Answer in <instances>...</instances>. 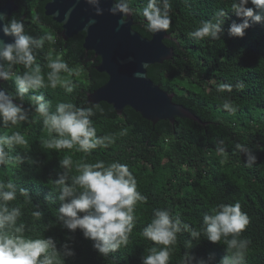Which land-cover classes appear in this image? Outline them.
I'll return each instance as SVG.
<instances>
[{
  "label": "trees",
  "instance_id": "1",
  "mask_svg": "<svg viewBox=\"0 0 264 264\" xmlns=\"http://www.w3.org/2000/svg\"><path fill=\"white\" fill-rule=\"evenodd\" d=\"M8 1H14L18 11L6 23L17 19L24 24L27 35L52 36L51 41L46 40L42 48L34 50L45 85L50 71L48 57L61 59L71 70L61 72V81L55 88L45 86L30 91L23 100L15 94L14 80L2 85L29 115V120L18 126L0 125V135L18 131L27 141L26 145L9 150L12 156H21L23 164L0 166V182L11 181L17 190L30 191V201L18 191L17 200L10 202V207H21L23 215L18 223H24L25 236L50 237L61 253L68 244L75 254L61 257L60 264H143V258L154 245L141 233L151 222L154 209H170L172 215H178L184 223L199 230L203 227V215L213 206L239 202L241 210L250 217L248 228L241 234V238L251 241L245 264H264V23H252L243 38L230 37V25L243 22L242 17L232 12L233 0H171L172 23L167 30L171 38L165 44L174 49L175 55L171 61L149 67L148 77L162 90L174 94V103L190 110L206 126L181 118H176L174 123L160 121L154 125L131 108L119 116L106 103L88 102V94L103 87L108 76L96 70L100 59L84 50L85 34L68 42L61 39L62 26L45 15L49 0H0V3ZM145 6L146 0H130L134 9L133 29L151 39L153 33L147 30L142 15ZM248 7L253 5L249 3ZM221 9L226 15L219 39L197 41L189 37V32L202 21L214 20L215 13ZM25 70L22 65L13 68L20 74ZM240 82L245 84L242 91L235 88ZM221 83L231 84L232 92L217 91ZM65 84L72 87L71 93L66 91ZM39 94L50 101L52 112L61 102L91 108L97 136L110 135L114 142L90 153L46 148L44 142L55 133L44 129L42 119L34 112L29 97ZM226 98L237 108L235 113L222 108ZM236 143L244 144L256 156L253 167L245 166L246 155L235 152ZM217 147H223L225 153L218 154ZM65 157L73 162L70 176L78 175L76 165L81 163L103 160L106 164H127L137 180L138 191L147 197L146 203H137L135 207V227L128 244L107 257L94 248V241L86 239L82 230L73 233L56 219L60 202L53 182L64 171L60 160ZM46 197L51 200L47 201ZM33 211H41L43 216L37 220L31 215ZM188 240L191 237L187 232L178 234L169 264H181L185 254L196 260L204 259L208 264H219L228 255L223 242L214 244L202 235L200 241H192L191 249H186Z\"/></svg>",
  "mask_w": 264,
  "mask_h": 264
},
{
  "label": "clouds",
  "instance_id": "2",
  "mask_svg": "<svg viewBox=\"0 0 264 264\" xmlns=\"http://www.w3.org/2000/svg\"><path fill=\"white\" fill-rule=\"evenodd\" d=\"M87 3L95 9L96 15H103L101 0H87ZM249 3L253 7H248ZM171 8V0H146L142 15L146 20L147 30L152 33L166 32L172 23ZM231 9L236 16L243 18V22H233L230 25V37L243 38L252 23H264V0H233ZM108 11L114 16H120V23L123 24L125 18L133 14L134 9L130 7V0H114ZM225 15L223 9L217 11L214 20L202 21L199 27L188 33L189 37L197 41L205 38L219 39L223 32ZM6 19V14L0 13V21H3L0 31L14 42L0 47V61L4 62L0 64V79L14 80L15 94L20 100L30 91L35 92L45 86L55 88L61 81V72L71 71L68 65L59 58L53 60L48 57L47 67L50 71L47 74L48 83L45 85V78L34 54V50L42 48L46 40H52V36L32 37L25 34L21 21L12 19L5 23ZM16 65H22L26 70L22 74L14 72ZM64 86L67 92H72V87L67 84ZM235 88L242 91L245 84L237 83ZM232 90L233 86L227 83H221L217 87L219 92L231 93ZM29 99L34 112L42 119L43 128L50 134L55 133L44 142L46 148L56 151L75 149L90 153L97 148H107L114 142L110 135L97 136L91 119L94 115L91 108L61 102L52 112L50 101L43 94L31 95ZM222 108L229 113L237 111L228 98L223 100ZM28 120L29 115L23 104L14 103L12 96L0 91V125L9 128ZM26 144L24 136L18 131L11 135H0V166L23 164V158L19 155L12 156L9 150ZM216 151L220 155L225 153L223 147H217ZM235 152L247 156L246 167L251 168L256 163V156L244 144L236 143ZM72 163L70 157L61 159L60 167L64 171L53 182L58 191L57 200L60 202L56 219L73 233L77 229L82 230L86 239L94 241V248L107 257L128 244L129 234L135 227V207L137 203H146L147 197L138 191L137 180L127 164H106L103 160L81 163L76 165L78 175L70 176ZM18 191L26 201L31 200L29 189L17 190V186L11 181L0 182V264H60L61 257L64 259L73 256L75 253L68 244L64 245V252L61 253L54 239L50 237L32 239L25 236L24 223H18L23 215L21 207H10V202L17 200ZM45 199L51 200L50 197ZM241 209L239 202L213 206L209 213L203 215V227L199 230L184 223L178 215H172L170 209H154L151 222L141 233L154 245L143 258V264H169L172 246L177 243L178 234L182 232H187L191 237L185 244L186 249H191L192 241H200L203 235L214 244L223 242L226 246L228 255L219 264H245L251 241L241 238V234L248 228L250 217ZM31 215L39 220L43 213L33 211ZM156 245L162 247L157 248ZM181 264H208V261L196 260L192 255L185 254Z\"/></svg>",
  "mask_w": 264,
  "mask_h": 264
},
{
  "label": "water",
  "instance_id": "3",
  "mask_svg": "<svg viewBox=\"0 0 264 264\" xmlns=\"http://www.w3.org/2000/svg\"><path fill=\"white\" fill-rule=\"evenodd\" d=\"M113 3L114 0H101L103 15H96L87 0H49L45 6V15L62 26L64 42L85 34L84 50L93 52L100 59L96 70L108 76L103 87L88 94V102L93 105L106 103L119 116L126 108H131L154 125L160 121L174 123L176 118H181L206 126L190 110L174 103V94L162 90L148 77L149 67L173 60L175 51L165 44L171 36L162 31L153 33L151 39L144 38L133 29V14L121 24V17L108 11ZM17 11L14 1L0 3V13L6 14L7 19ZM2 25L3 21H0ZM13 42L0 31V47ZM4 82L0 79V91L6 92L2 87Z\"/></svg>",
  "mask_w": 264,
  "mask_h": 264
}]
</instances>
